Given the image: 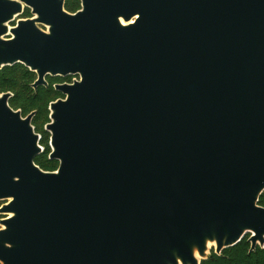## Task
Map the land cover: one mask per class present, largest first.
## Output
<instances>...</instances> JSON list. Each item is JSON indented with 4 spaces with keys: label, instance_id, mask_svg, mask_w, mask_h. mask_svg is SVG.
Masks as SVG:
<instances>
[{
    "label": "water",
    "instance_id": "1",
    "mask_svg": "<svg viewBox=\"0 0 264 264\" xmlns=\"http://www.w3.org/2000/svg\"><path fill=\"white\" fill-rule=\"evenodd\" d=\"M80 1L0 0V69L78 76L49 103L54 170L35 111L0 93V264L264 247V0Z\"/></svg>",
    "mask_w": 264,
    "mask_h": 264
},
{
    "label": "trees",
    "instance_id": "2",
    "mask_svg": "<svg viewBox=\"0 0 264 264\" xmlns=\"http://www.w3.org/2000/svg\"><path fill=\"white\" fill-rule=\"evenodd\" d=\"M64 7L69 12H75L80 7V0H65ZM31 16L30 9L25 8L18 17ZM35 78V72L23 64L4 66L0 69V93L11 92L9 105L14 109H20L23 115L35 111L32 124L40 134V144L43 146V152L35 158V162L44 170H54L58 162L48 158L49 133L45 131L44 125L49 121V103L62 95L53 87V83L57 79L58 81L62 79L58 76L49 79L47 86L39 85L33 88L31 84ZM258 203L264 206V191L260 195ZM248 237L249 234H246L236 245L223 249L221 254L211 251L208 258L202 260L201 264H264V247L257 246L250 251Z\"/></svg>",
    "mask_w": 264,
    "mask_h": 264
},
{
    "label": "flooded vegetation",
    "instance_id": "3",
    "mask_svg": "<svg viewBox=\"0 0 264 264\" xmlns=\"http://www.w3.org/2000/svg\"><path fill=\"white\" fill-rule=\"evenodd\" d=\"M80 7H81V1H80ZM80 7H79L78 9H80ZM78 9H77V10H78ZM20 18H22V17H20ZM56 77H58V76H47V77H46L47 85H48V80H49V79L56 78ZM59 78H61L62 80L58 81V79H57V81H54V83H53V87H54V85L57 84V83H71V81L73 80V76H72V75H68V76H65V77H60V76H59ZM47 85H45V86H47ZM61 97H63V95H61ZM58 98H59V97H58Z\"/></svg>",
    "mask_w": 264,
    "mask_h": 264
},
{
    "label": "built area",
    "instance_id": "4",
    "mask_svg": "<svg viewBox=\"0 0 264 264\" xmlns=\"http://www.w3.org/2000/svg\"><path fill=\"white\" fill-rule=\"evenodd\" d=\"M74 79H78V76H73V80ZM73 80L71 81V83L73 82ZM41 148L43 149V146L41 145Z\"/></svg>",
    "mask_w": 264,
    "mask_h": 264
},
{
    "label": "rangeland",
    "instance_id": "5",
    "mask_svg": "<svg viewBox=\"0 0 264 264\" xmlns=\"http://www.w3.org/2000/svg\"><path fill=\"white\" fill-rule=\"evenodd\" d=\"M3 204V201H0V206ZM7 214H0V216H6ZM1 227V226H0Z\"/></svg>",
    "mask_w": 264,
    "mask_h": 264
}]
</instances>
